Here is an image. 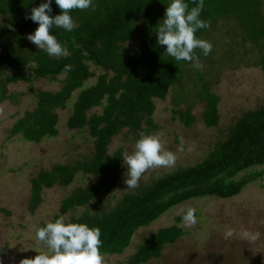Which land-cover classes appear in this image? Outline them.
<instances>
[{
	"label": "trees",
	"instance_id": "16d2710c",
	"mask_svg": "<svg viewBox=\"0 0 264 264\" xmlns=\"http://www.w3.org/2000/svg\"><path fill=\"white\" fill-rule=\"evenodd\" d=\"M44 2L47 0H0V16L6 14L8 20L4 28L0 27V35L6 32L0 48H4L5 42L15 41L12 49L0 54V73L6 69L10 71L4 80L0 78V103L15 99L6 94V87L10 83L27 80L22 73L27 69L51 81L64 75L60 90L35 94L38 98L36 108L16 120L9 131L10 137L20 135L26 141L38 143L58 135V116L54 110L65 109L71 94L78 91L67 127L80 132L88 130V135L94 138L93 154L73 165L56 164L31 182V203L35 205L42 188H51L54 184L68 186L78 173L97 178L95 185L79 188L64 199L60 214L66 215L77 207H87L96 196L109 194L116 188L114 174L122 165V150L109 154V143L124 127L137 134L142 131L148 134L157 129L152 118L154 100H163L172 85L184 82L183 66L190 62L168 57L164 46L157 45V27L162 23L171 0H92L95 10L90 7L69 13L77 25L71 32L56 27L51 29L50 34L68 50L67 57L56 58L39 49L26 51L23 48L26 45L24 36L35 31L38 24L25 17L30 15L32 8ZM184 2L189 10L196 6L193 0ZM262 4V0H204L199 18L210 21L212 26L216 19L234 17L239 30L257 52L258 60L252 62L253 65L258 66L264 76ZM50 6L52 12L49 15L60 14L55 0ZM209 30H197V38L205 40ZM133 40L135 46H126ZM195 52L198 57H205L200 49ZM209 57L211 54L207 56L208 60ZM232 57L230 59L234 62ZM30 62L37 66L30 68ZM90 64L103 73L85 87V83L94 76L89 69ZM65 65H71L72 71L65 72ZM204 76L202 73L198 77L201 82L198 95L205 101L202 120L205 127H216L219 123V100L209 91L210 84ZM181 100L182 95L177 92L173 104L178 106ZM95 107H100L101 112L88 115ZM172 114L185 126L195 121L190 108L175 109ZM263 166L264 106L243 113L227 138L203 161L140 187L133 195L117 202L108 213H104V209L88 210L79 216H70L68 223L98 227L101 231V254L121 255L140 228L149 226L185 201L206 196L230 199L241 194L247 185L262 176V172L256 170ZM175 218L173 225L159 229L137 244L136 251L124 264H144L151 258H160L164 247L175 243L184 234L179 227L181 216Z\"/></svg>",
	"mask_w": 264,
	"mask_h": 264
},
{
	"label": "rangeland",
	"instance_id": "374dc122",
	"mask_svg": "<svg viewBox=\"0 0 264 264\" xmlns=\"http://www.w3.org/2000/svg\"><path fill=\"white\" fill-rule=\"evenodd\" d=\"M261 12L264 14V0ZM6 15V14H5ZM0 16V27L4 28L8 20ZM234 17L216 19L206 36L213 48L209 60L199 57L203 68L194 69L191 63L183 66V83L174 84L163 100H154L155 111L152 116L157 129L149 132H133L122 128L108 145V153L119 149L122 157L134 151V145L140 134L158 135L164 150L171 151L176 156L174 167L152 168L142 175L135 189L126 188L127 168L123 164L119 172L114 174L116 188L109 194L101 193L87 207H77L66 215L60 214V207L71 193L93 186L98 179L91 175L74 176L73 181L65 187L54 184L51 188H42L38 203H31L32 180L54 165H73L87 160L93 154V140L88 130L83 132L69 130L67 119L72 112V104L78 91L71 94V99L65 109H55L58 116L56 137L45 138L38 143L24 140L20 135L9 136L12 125L26 112L33 111L38 102L35 94L39 92L55 93L60 90L64 75L51 81L36 76L32 70H25L27 80L10 83L6 94L15 99H7L0 103V264H19L24 258H34L48 249L35 239V228L43 227L56 217H63L65 223L70 216H79L88 210L108 213L114 209L117 202L125 196L133 195L142 186L151 185L162 176L186 169L203 161L217 145L224 141L229 131L247 110L260 109L264 106V76L258 66L252 62L258 60L253 44L243 34ZM34 31L28 33L32 34ZM0 35V41L3 40ZM24 36L23 48L37 50V46ZM14 42L3 44L0 54L12 49ZM133 40L126 46H135ZM209 56V55H208ZM234 57V62L230 59ZM232 57V58H233ZM218 60L220 63L217 64ZM212 61V62H211ZM215 61V62H214ZM30 68L37 66L35 62L28 64ZM94 76L85 87L94 83L103 70L89 65ZM10 73L8 69L1 71L2 80ZM205 73L209 91L218 96L219 123L216 127H205L202 116L205 101L198 95L201 82L198 77ZM182 95L178 106L173 104L176 93ZM190 108L195 121L182 125L172 110ZM101 112L100 107L92 108L88 115ZM175 116V120L172 117ZM182 148V150H180ZM257 172L262 176L247 185L241 194L221 199L206 196L201 199H191L169 210L154 223L140 228L131 244L121 255H103V264H124L136 251V245L155 234L159 229L173 225L180 209L189 207L196 210L197 223L192 227L179 224L185 233L173 244L164 247L160 258H151L144 264H264V166ZM175 218V219H174ZM234 230V235L228 240L223 238L226 229ZM261 235L256 240L244 237V232Z\"/></svg>",
	"mask_w": 264,
	"mask_h": 264
},
{
	"label": "clouds",
	"instance_id": "9594fccd",
	"mask_svg": "<svg viewBox=\"0 0 264 264\" xmlns=\"http://www.w3.org/2000/svg\"><path fill=\"white\" fill-rule=\"evenodd\" d=\"M195 7L189 10L184 0H171L164 13V19L157 27V45L164 46V53L176 61L190 62L194 69L200 70L203 64L196 55L195 50L200 49L205 57L212 51V44L204 39H199L196 32L199 29L211 27L210 21L200 19L204 8V0H193ZM52 0L41 3L38 7L31 9L26 19L38 24L27 39L39 50L45 51L49 56L56 58L67 57L68 50L63 47L50 34L53 27L62 28L71 32L77 25L73 22L72 10H87L95 6L92 0H55V4L61 10L59 15L51 16ZM11 27V26H9ZM14 30V29H13ZM65 72L72 71L71 65H65ZM182 150V148L180 149ZM123 164L127 168V178L124 183L126 188L135 189L139 185L140 178L152 168L174 167L176 156L171 151L164 150L158 135L140 134V138L134 145L131 154H125ZM194 208L180 209L182 223L186 227H192L197 223ZM185 233V231H184ZM234 235V230L228 228L223 233L225 240ZM244 237L256 240L260 233L244 232ZM101 231L98 227H89L86 224L65 223L63 217L48 222L43 227L35 228V239L37 243L48 249L47 253H41L34 258H24L19 264H103L104 257L101 254L102 246Z\"/></svg>",
	"mask_w": 264,
	"mask_h": 264
}]
</instances>
